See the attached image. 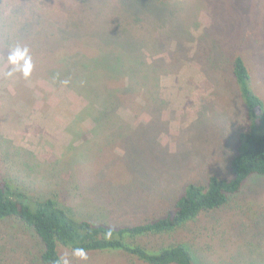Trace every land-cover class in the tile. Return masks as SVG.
<instances>
[{"label": "rangeland", "instance_id": "rangeland-1", "mask_svg": "<svg viewBox=\"0 0 264 264\" xmlns=\"http://www.w3.org/2000/svg\"><path fill=\"white\" fill-rule=\"evenodd\" d=\"M16 44L30 50L28 77L5 75ZM237 55L264 101V0H0V176L97 222L164 214L189 183L228 175L245 120ZM133 61L149 72L132 83ZM176 241L200 264H264V176L175 232L141 239L150 250ZM59 251L68 264H147ZM40 255L32 230L0 222V264H42Z\"/></svg>", "mask_w": 264, "mask_h": 264}, {"label": "trees", "instance_id": "trees-1", "mask_svg": "<svg viewBox=\"0 0 264 264\" xmlns=\"http://www.w3.org/2000/svg\"><path fill=\"white\" fill-rule=\"evenodd\" d=\"M82 62L90 66L92 61ZM105 66L117 73V64ZM131 68L132 73L124 72L132 83L139 80L134 76L149 72L145 71L143 61H133ZM233 74L244 103L245 120L226 177L212 174L205 183H189L164 214L149 216L135 224H111L78 217L59 195L35 198L0 176V222L17 220L32 230L41 246L42 264H58L62 257L60 246L72 250L120 251L147 264H198L195 255L180 241L150 250L141 239L175 232L201 213L227 204L251 177L264 176V101L253 89L250 72L240 55L233 60ZM141 83L142 79L135 82ZM106 117L100 114L95 118L96 123H102Z\"/></svg>", "mask_w": 264, "mask_h": 264}, {"label": "clouds", "instance_id": "clouds-1", "mask_svg": "<svg viewBox=\"0 0 264 264\" xmlns=\"http://www.w3.org/2000/svg\"><path fill=\"white\" fill-rule=\"evenodd\" d=\"M7 61L14 67L5 74L6 76L11 77L14 73L20 71L23 72L25 77H28L31 74L33 64L28 47L22 46L20 44H16L15 46L11 47ZM74 255L84 260L88 259L87 253L83 248H76L74 250ZM58 264H68V260L65 257H61Z\"/></svg>", "mask_w": 264, "mask_h": 264}]
</instances>
